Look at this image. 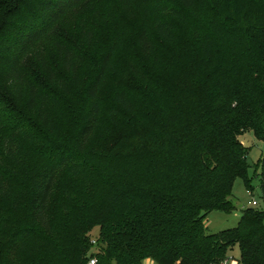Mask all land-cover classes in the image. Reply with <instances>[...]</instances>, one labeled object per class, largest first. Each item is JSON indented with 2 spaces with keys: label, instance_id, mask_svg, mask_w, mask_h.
Returning a JSON list of instances; mask_svg holds the SVG:
<instances>
[{
  "label": "trees",
  "instance_id": "1",
  "mask_svg": "<svg viewBox=\"0 0 264 264\" xmlns=\"http://www.w3.org/2000/svg\"><path fill=\"white\" fill-rule=\"evenodd\" d=\"M83 2H0V264H229L235 244L264 264V208L205 223L236 209V179L253 192L241 136L264 142V0H117L132 46L112 39L82 78L86 54L55 39L59 66L30 75ZM255 166L264 198V152Z\"/></svg>",
  "mask_w": 264,
  "mask_h": 264
},
{
  "label": "rangeland",
  "instance_id": "2",
  "mask_svg": "<svg viewBox=\"0 0 264 264\" xmlns=\"http://www.w3.org/2000/svg\"><path fill=\"white\" fill-rule=\"evenodd\" d=\"M15 0H0L1 3H6L4 10L8 11ZM31 1V0H20ZM137 15L127 16L118 6L117 0H85L77 8L69 12L66 18L57 23L50 35L37 44L35 48L26 57L24 69L33 76L40 73L42 63L50 64L54 67L59 66V56L56 53L53 41L55 39L61 42L75 44V46L86 54V58L81 64L80 74L83 78L85 75L90 77L94 72L96 61L99 55L107 47L113 39L120 44L121 47L129 44L134 37L136 30ZM117 38V39H116ZM87 40V44H83V40ZM119 62H124V55H121ZM0 80L5 82L7 75L3 77L0 73ZM108 84L104 85V91L101 94L103 111L109 106ZM244 145L249 148L248 161L252 166L249 169V178L253 186V192H250L246 183L242 178L236 179L233 187L231 199L235 206V210L231 212L211 211L205 220L207 232L214 233L222 229L232 228L238 225L242 211L252 207L251 202L257 200L260 205L258 208H263L264 198L261 191L260 170H257L256 163L264 152V142L259 141L253 132H245L241 136ZM54 199L58 198L59 191L55 189ZM208 223V224H207ZM93 240L96 238V230L92 232ZM96 250V247H92ZM241 251L238 244H235L229 252V264H239ZM142 264H156L151 258L144 259Z\"/></svg>",
  "mask_w": 264,
  "mask_h": 264
},
{
  "label": "built area",
  "instance_id": "3",
  "mask_svg": "<svg viewBox=\"0 0 264 264\" xmlns=\"http://www.w3.org/2000/svg\"><path fill=\"white\" fill-rule=\"evenodd\" d=\"M259 205H260V203H259L257 200H253V201L251 202V206L258 207ZM262 207L264 208V206H262ZM91 243L94 244L95 241L92 239V240H91ZM96 261H97V259H96L95 256H90V257L88 258V261H87L86 264H95Z\"/></svg>",
  "mask_w": 264,
  "mask_h": 264
},
{
  "label": "crops",
  "instance_id": "4",
  "mask_svg": "<svg viewBox=\"0 0 264 264\" xmlns=\"http://www.w3.org/2000/svg\"><path fill=\"white\" fill-rule=\"evenodd\" d=\"M208 224V223H207ZM147 259V258H146Z\"/></svg>",
  "mask_w": 264,
  "mask_h": 264
}]
</instances>
